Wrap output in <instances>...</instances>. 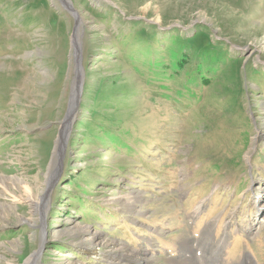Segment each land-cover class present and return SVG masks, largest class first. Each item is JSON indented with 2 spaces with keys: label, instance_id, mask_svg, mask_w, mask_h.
Returning a JSON list of instances; mask_svg holds the SVG:
<instances>
[{
  "label": "rangeland",
  "instance_id": "obj_1",
  "mask_svg": "<svg viewBox=\"0 0 264 264\" xmlns=\"http://www.w3.org/2000/svg\"><path fill=\"white\" fill-rule=\"evenodd\" d=\"M67 2L0 0V264H264V0Z\"/></svg>",
  "mask_w": 264,
  "mask_h": 264
},
{
  "label": "bare ground",
  "instance_id": "obj_2",
  "mask_svg": "<svg viewBox=\"0 0 264 264\" xmlns=\"http://www.w3.org/2000/svg\"><path fill=\"white\" fill-rule=\"evenodd\" d=\"M61 3L63 6H65V5L67 6V4H68L67 0H61ZM75 32H76V34L73 37V41H74L73 42V52H72L71 56H72V58H74V62L76 65V68L74 69L76 72V77L72 81V85H73L72 86V98H71L72 100H71L70 105H69L70 108H69L68 113H67L68 115H67L66 119L60 124V135L58 136L57 141L55 142L56 147L54 150L53 162L51 163V166L49 167V172H51L52 167L54 168V170H53L54 173L51 172V173H53V177L55 176V173H56L55 171L57 169L56 162H57L58 156L61 152V148H63V146L65 144L64 142L67 140V137L70 133V131H69L71 129L70 125L72 124L71 122L75 118V110H76V107H77L78 102H79L78 93L80 90V88H79L80 84L79 83H80L81 77H82V75H80L82 70L80 71L77 69V63L79 60L78 41H77L78 29H76ZM79 95H80V93H79ZM50 186H51V182L49 183L48 187H50ZM47 195H48L47 193L43 192L41 197L34 198L30 194L28 196V199H27L28 202H30L29 203L30 208H32V211H31L32 214L31 215L37 214L39 216V220L41 222L40 228L43 230V233H42V237L40 238L41 239L40 245H42V242L44 241V236H45V230L42 228V225L45 224L44 223L45 219H46L45 214H46V211L48 208ZM196 213H198V211H196ZM33 217L34 216L29 217L27 219H23L22 221H24L25 223L30 222V221H32ZM224 244H225V239L223 238L216 245V249L212 251L213 254L208 255V256L201 255V252H199V243L196 245L197 247H194L192 249L189 248V246L185 245L184 248L187 247L189 250L186 249L187 250L186 252L184 250L181 251L182 254L185 255V257H184V259L179 260L177 262V264H210L211 262L215 261V259H217V256H219L218 252L223 251ZM135 254L141 256L143 259L146 257V256L141 255L140 253L139 254L135 253ZM39 255H40L39 251H36V252L30 254L23 264H35V263H37V261L39 260ZM142 258L141 259L138 258L136 261L139 262V264L142 262L144 263L145 261H150V259L148 257H146L144 260ZM242 264H248V263L246 261Z\"/></svg>",
  "mask_w": 264,
  "mask_h": 264
},
{
  "label": "water",
  "instance_id": "obj_3",
  "mask_svg": "<svg viewBox=\"0 0 264 264\" xmlns=\"http://www.w3.org/2000/svg\"><path fill=\"white\" fill-rule=\"evenodd\" d=\"M80 70H82V68L80 67ZM83 71V70H82ZM80 94H81V89H80ZM79 103V102H78Z\"/></svg>",
  "mask_w": 264,
  "mask_h": 264
}]
</instances>
